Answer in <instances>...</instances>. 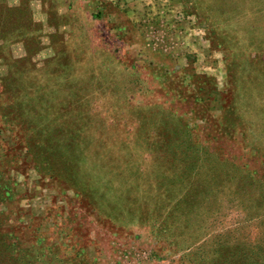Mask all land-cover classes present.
<instances>
[{
    "label": "rangeland",
    "instance_id": "1",
    "mask_svg": "<svg viewBox=\"0 0 264 264\" xmlns=\"http://www.w3.org/2000/svg\"><path fill=\"white\" fill-rule=\"evenodd\" d=\"M0 264H264V0H0Z\"/></svg>",
    "mask_w": 264,
    "mask_h": 264
}]
</instances>
